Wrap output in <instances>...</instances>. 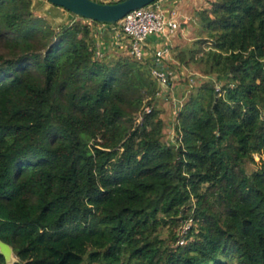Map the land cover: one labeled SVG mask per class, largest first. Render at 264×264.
Here are the masks:
<instances>
[{"label":"trees","instance_id":"16d2710c","mask_svg":"<svg viewBox=\"0 0 264 264\" xmlns=\"http://www.w3.org/2000/svg\"><path fill=\"white\" fill-rule=\"evenodd\" d=\"M209 3L168 64L208 77L169 140L155 63L96 57L102 22L54 26L34 0H0V239L15 264H264V0Z\"/></svg>","mask_w":264,"mask_h":264},{"label":"built area","instance_id":"2783aa9c","mask_svg":"<svg viewBox=\"0 0 264 264\" xmlns=\"http://www.w3.org/2000/svg\"><path fill=\"white\" fill-rule=\"evenodd\" d=\"M164 1L155 0L148 5L130 11L114 23L102 22V24L108 26L111 34L125 38L126 50L135 59L140 61L149 60L155 63L157 66L152 67L151 73L159 84L166 86L170 84V73H173V70L166 63L168 62L166 56L169 48L160 46L149 49L147 46L149 36L161 33L166 28L173 31L177 27L174 14L170 18H166L162 8ZM105 51L107 49L100 46L99 43L95 45L96 57L101 58ZM145 110L150 111L149 107H146ZM180 242L183 243V241Z\"/></svg>","mask_w":264,"mask_h":264},{"label":"rangeland","instance_id":"374dc122","mask_svg":"<svg viewBox=\"0 0 264 264\" xmlns=\"http://www.w3.org/2000/svg\"><path fill=\"white\" fill-rule=\"evenodd\" d=\"M185 1V6L188 8V12L191 17H194L195 19L194 25L198 27L196 12L202 7L209 6L210 0H183L180 3L184 4ZM34 12L47 17L54 26L67 24L62 15L63 12L53 5L45 3L44 0H34ZM97 43L106 48L99 38L95 39L94 45ZM109 45H112V43ZM109 52L116 51L114 49L105 51V53ZM172 62L177 63L176 61H171L170 63L167 62V64H171ZM194 68L195 67L193 65L190 67H185L182 64L176 65L175 67L174 65H170V69L173 70V73H170V84H167L166 86L159 84L160 91L156 101V106L160 107L163 112L162 117L166 122V139L172 140L175 138L174 123L176 120V112L178 107H180V105L186 100L191 88L193 86H198L208 79L207 76L201 75L199 72L195 71ZM256 158L258 159L257 156ZM253 167L254 164H248L247 166L249 170ZM162 231L163 235L166 236L168 233L167 227H163ZM13 255L15 257V254Z\"/></svg>","mask_w":264,"mask_h":264},{"label":"crops","instance_id":"0c3cea01","mask_svg":"<svg viewBox=\"0 0 264 264\" xmlns=\"http://www.w3.org/2000/svg\"><path fill=\"white\" fill-rule=\"evenodd\" d=\"M96 1L109 3V2H115L117 0H96ZM181 1L183 0H165L163 2V7H162L166 18L172 17L173 14L176 16L175 18L177 22V27L173 31H170L169 28H166L163 32L151 35L147 39V46L149 49L160 46H166L169 48L168 54L166 56L169 63L171 61H175L172 58V56L177 49L188 45L191 41H193L197 37V30H196L197 26L194 25L195 19L194 17H191L190 13L188 12V8H186L187 6H185L186 1L184 2V4L183 3L181 4L180 3ZM44 2L50 4L46 0H44ZM57 9L63 12L62 15L65 19V22L67 23L77 18L76 15L63 8L57 7ZM92 38L93 41H95L96 38L97 39L99 38L101 42H103V44L106 46L107 50H112V49H114L115 51L126 50V44L124 41L125 38L122 36L111 34L106 24H102V23L92 24ZM111 43L112 45H109Z\"/></svg>","mask_w":264,"mask_h":264},{"label":"water","instance_id":"95a60500","mask_svg":"<svg viewBox=\"0 0 264 264\" xmlns=\"http://www.w3.org/2000/svg\"><path fill=\"white\" fill-rule=\"evenodd\" d=\"M50 4L61 7L77 16L92 21L114 23L127 13L152 3L155 0H120L116 2H99L96 0H46ZM0 254L5 264H15L13 248L0 239Z\"/></svg>","mask_w":264,"mask_h":264}]
</instances>
